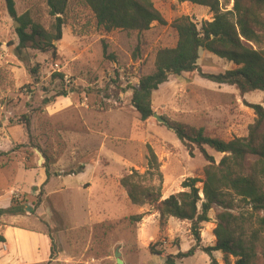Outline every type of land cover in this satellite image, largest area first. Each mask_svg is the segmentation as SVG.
Returning a JSON list of instances; mask_svg holds the SVG:
<instances>
[{
  "label": "rangeland",
  "instance_id": "rangeland-1",
  "mask_svg": "<svg viewBox=\"0 0 264 264\" xmlns=\"http://www.w3.org/2000/svg\"><path fill=\"white\" fill-rule=\"evenodd\" d=\"M14 1L18 17L30 12L33 20L50 28L53 19L44 0ZM153 1L168 25L154 23L142 34L106 32L81 1H71L54 56L31 48L17 51V18L0 0V209L11 200L24 209L1 219L0 237L6 225L45 233L55 244V257L47 264H117L116 252L123 264H164L167 256L196 245L190 223L169 218L161 229L160 214L132 204L120 183L132 170L147 171L149 149L163 177L149 180L164 199L181 192L185 180H202L207 166L197 149L191 156L172 130L154 117L142 121L131 105L140 78L155 70L157 52L177 44L171 24L182 16L198 23L213 18L208 8L189 2ZM105 47L110 57L104 56ZM200 56L195 73L172 76L153 93L154 113L224 141L247 137L256 121L251 106L264 107V93L242 95L235 87L209 81L207 75L236 66L206 51ZM24 116L30 119V132ZM208 151L217 163L223 158ZM222 211L213 208L211 222L201 225L200 247L177 264H211L202 249L215 245ZM231 212L239 216V233L251 241L256 225L250 208L237 199ZM136 216H143L140 223L131 220ZM150 247L162 255H153ZM256 249L261 257L264 234ZM44 252L42 247V258ZM213 256L217 264H226L222 253Z\"/></svg>",
  "mask_w": 264,
  "mask_h": 264
},
{
  "label": "trees",
  "instance_id": "trees-1",
  "mask_svg": "<svg viewBox=\"0 0 264 264\" xmlns=\"http://www.w3.org/2000/svg\"><path fill=\"white\" fill-rule=\"evenodd\" d=\"M49 16L53 19L50 28L33 20L27 12L17 16L14 0H5L11 17L17 18L20 27L16 30L19 39L18 52L31 48L43 53L56 54L55 42L63 39V28L66 25L65 15L73 0H44ZM90 9L96 24L106 32L116 30L142 34L151 29L152 24L168 25L163 14L153 0H76ZM206 7L212 13V20L194 22L188 16L176 19L172 28L177 32L178 41L175 47L160 49L155 58V70L143 76L133 90L131 105L142 121L153 117V93L168 83L172 76L189 75L199 67L202 51L233 63L236 68L220 74H209V81L218 85L235 87L240 94L253 92L264 93V0H179ZM231 6L230 9L228 7ZM139 51V46L136 48ZM104 48V56H107ZM54 77L63 79L62 74ZM66 96V93L62 94ZM256 121L250 127L245 138L224 141L206 135L203 128L167 121L179 141L187 147L191 156L197 149L207 166L203 179L189 178L182 183V191L164 199L160 188L151 185L149 176L163 179L156 154L149 149L148 168L143 174L132 170L122 177L120 183L126 189L128 198L134 205L150 206L160 214V227L165 221L174 218L191 224V232L196 245L187 253L167 256L164 264H177V259L194 255L200 247L201 225L211 222L210 212L216 206L223 211L218 214L214 230L216 243L203 248L217 264L214 253L224 256L226 264H264V252L259 256L256 249L260 235L264 234V107L252 105ZM27 132L31 130L30 119L24 116ZM208 149L222 154L219 163L210 155ZM82 169V167L80 168ZM75 174L80 172H74ZM49 177V173H47ZM49 179V178H48ZM46 180L45 184L48 182ZM44 184V185H45ZM202 184L200 187L199 185ZM44 192L42 187L39 196ZM240 199L251 210L256 228L252 240L246 241L237 230L239 216L235 215L236 200ZM24 211L13 200L10 207L0 209V221L6 216H18ZM143 216L132 217L140 223ZM51 239L50 259L55 257L54 240ZM0 242H5L0 237ZM153 255H162L150 247Z\"/></svg>",
  "mask_w": 264,
  "mask_h": 264
},
{
  "label": "crops",
  "instance_id": "crops-1",
  "mask_svg": "<svg viewBox=\"0 0 264 264\" xmlns=\"http://www.w3.org/2000/svg\"><path fill=\"white\" fill-rule=\"evenodd\" d=\"M15 179L11 180L12 183ZM14 191L18 192V189L15 188ZM1 235L5 242L0 243V246L5 245L6 250L3 252L5 255L0 256V264H47L50 260L51 244L48 246L50 239L45 233L6 225L2 226ZM42 247L45 249V258L41 257Z\"/></svg>",
  "mask_w": 264,
  "mask_h": 264
},
{
  "label": "water",
  "instance_id": "water-1",
  "mask_svg": "<svg viewBox=\"0 0 264 264\" xmlns=\"http://www.w3.org/2000/svg\"><path fill=\"white\" fill-rule=\"evenodd\" d=\"M16 27L17 28H19L20 27V24L16 21ZM201 72V70L199 69V73ZM153 117L160 123V124H164V125H166L167 126V121L164 119V118H162L161 116H159L158 114H154L153 115ZM39 152V151H38ZM44 158L43 157H41V159H40V161H39V165H42V160H43ZM116 259H117V264H123V262H122V260L120 259V256H121V254L119 253V252H116Z\"/></svg>",
  "mask_w": 264,
  "mask_h": 264
},
{
  "label": "built area",
  "instance_id": "built-area-1",
  "mask_svg": "<svg viewBox=\"0 0 264 264\" xmlns=\"http://www.w3.org/2000/svg\"><path fill=\"white\" fill-rule=\"evenodd\" d=\"M13 193L15 194V193H17V192H16V191H14ZM3 247H4V248H3V250H6V246L4 245Z\"/></svg>",
  "mask_w": 264,
  "mask_h": 264
}]
</instances>
